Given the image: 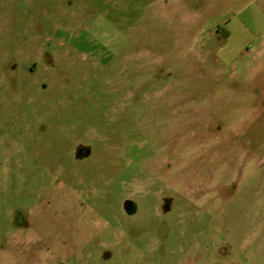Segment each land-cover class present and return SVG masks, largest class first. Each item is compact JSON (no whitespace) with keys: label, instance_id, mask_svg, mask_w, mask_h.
I'll list each match as a JSON object with an SVG mask.
<instances>
[{"label":"rangeland","instance_id":"rangeland-1","mask_svg":"<svg viewBox=\"0 0 264 264\" xmlns=\"http://www.w3.org/2000/svg\"><path fill=\"white\" fill-rule=\"evenodd\" d=\"M0 264H264V0H0Z\"/></svg>","mask_w":264,"mask_h":264},{"label":"flooded vegetation","instance_id":"flooded-vegetation-1","mask_svg":"<svg viewBox=\"0 0 264 264\" xmlns=\"http://www.w3.org/2000/svg\"><path fill=\"white\" fill-rule=\"evenodd\" d=\"M52 43H49L46 51L43 53V57H39L36 60L32 62V68H28L27 71H31L34 73H42L44 72V69H42V66L45 65V70H48L52 77L49 79V81H43L42 83H39L38 85H35V93H38V97L40 98L43 96H49L53 99L57 96V94L62 93L61 89L65 88V93L68 94V92L72 91V87L70 86L69 82L62 81V76H60L59 71L57 69V64L55 63L58 61L54 50L50 49ZM16 59H8L7 62L3 63L4 66H10V70L14 71V75H9L8 78L14 77L17 75V68L19 66V62ZM58 89V91H57ZM38 91V92H37ZM37 97V98H38ZM67 100L69 99V96H66ZM83 131V130H82ZM80 135L84 136L83 132L80 133ZM81 139H84L82 137ZM78 140V139H77ZM71 154V151L69 152Z\"/></svg>","mask_w":264,"mask_h":264}]
</instances>
